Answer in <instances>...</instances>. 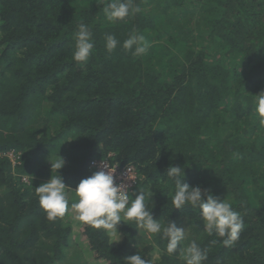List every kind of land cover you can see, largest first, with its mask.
<instances>
[{
  "label": "trees",
  "instance_id": "16d2710c",
  "mask_svg": "<svg viewBox=\"0 0 264 264\" xmlns=\"http://www.w3.org/2000/svg\"><path fill=\"white\" fill-rule=\"evenodd\" d=\"M109 2L0 0V151L19 153L14 166L0 159V264H56L69 251L71 264H124L137 252L149 264H184L180 248L192 241L208 250L204 264H264V129L253 111L264 92V0H134L141 11L115 23L103 13ZM81 23L94 48L78 64ZM134 32L145 54L106 51L107 35L122 44ZM110 154L136 169L133 199L152 192L153 218L185 228L176 253L134 222L119 224L113 243L70 212L46 219L35 188L49 162L64 160L58 175L74 190ZM170 165L240 213L234 245L208 236L198 209H173Z\"/></svg>",
  "mask_w": 264,
  "mask_h": 264
},
{
  "label": "clouds",
  "instance_id": "9594fccd",
  "mask_svg": "<svg viewBox=\"0 0 264 264\" xmlns=\"http://www.w3.org/2000/svg\"><path fill=\"white\" fill-rule=\"evenodd\" d=\"M141 8L135 5L134 0H110L103 8L105 18L110 23L123 21L126 17L139 13ZM75 49L72 59L79 63H86L92 55L94 43L92 31L89 25L79 24L75 32ZM118 46L126 51H131L133 56L145 54L149 43L143 35L129 34L128 38L121 42L114 35L105 37L106 51L111 53ZM254 97L253 111L257 117L258 125L264 129V92ZM50 163L51 174L47 182L35 188L38 206L49 221L64 217L71 213L72 219L81 225L93 229H102L116 237L113 243L120 240L117 237V226L125 222H134L136 229H142L151 239L160 235L166 240L165 251L172 255L177 252L181 242L186 237L184 227H178L174 221L162 224L153 218L152 207H148L146 201H151L152 192L137 191L135 198L130 197L131 182L122 180L116 182L115 172L109 163L100 161L98 168L91 176L82 179L73 190L63 182L58 175L64 166V160L58 156ZM167 177L174 182L175 190L171 198L173 209L181 210L188 205L198 209L203 222V230L208 236L220 239L225 247H231L239 239L243 229V219L240 213L233 210L231 204L210 192L202 191L201 187H190L184 180V171L181 166H169L166 170ZM183 177V179H181ZM74 202L69 208V199ZM216 241L213 240L212 243ZM207 249H202L195 241L186 247L180 248L179 259L184 264H204L207 260ZM124 264H149L138 252L135 255L125 257Z\"/></svg>",
  "mask_w": 264,
  "mask_h": 264
},
{
  "label": "built area",
  "instance_id": "2783aa9c",
  "mask_svg": "<svg viewBox=\"0 0 264 264\" xmlns=\"http://www.w3.org/2000/svg\"><path fill=\"white\" fill-rule=\"evenodd\" d=\"M109 157L110 158H104V159L91 161L89 164V171L91 173H94L100 170L98 168L100 161L106 160L113 169L116 168L115 179L117 183H120L122 180H127L131 182V187H130V196H131V194H133L136 188L138 187V181L140 180V178L138 177L136 173V169L133 167V165H129V164L120 165L117 162H112L111 154ZM4 158L8 159L11 165L14 166L15 164L18 163L19 153L14 150L0 151V159H4ZM21 181L23 183L28 184L29 179L28 177L23 176L21 178Z\"/></svg>",
  "mask_w": 264,
  "mask_h": 264
},
{
  "label": "rangeland",
  "instance_id": "374dc122",
  "mask_svg": "<svg viewBox=\"0 0 264 264\" xmlns=\"http://www.w3.org/2000/svg\"><path fill=\"white\" fill-rule=\"evenodd\" d=\"M69 255H71V252L70 251L66 255V257L64 258V260H59V261L56 262V264H67L68 262H69V264H71L70 261H72V257L70 259V257H68Z\"/></svg>",
  "mask_w": 264,
  "mask_h": 264
}]
</instances>
